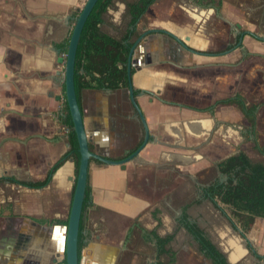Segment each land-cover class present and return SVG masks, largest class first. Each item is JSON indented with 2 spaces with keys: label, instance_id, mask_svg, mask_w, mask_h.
Segmentation results:
<instances>
[{
  "label": "crops",
  "instance_id": "crops-1",
  "mask_svg": "<svg viewBox=\"0 0 264 264\" xmlns=\"http://www.w3.org/2000/svg\"><path fill=\"white\" fill-rule=\"evenodd\" d=\"M80 1L0 0V264H65L77 154L55 47L69 27L52 34ZM114 1L100 28L117 40L131 33L137 44L131 84L150 136L123 166L90 159L81 264H213L184 217L229 264H264V218L244 232L203 195L227 181L222 160L244 152L264 163L255 149L264 146V0H155L134 27L128 15L119 36ZM237 96L256 105L254 126L234 104L213 109ZM77 97L93 153L116 161L141 145L128 87ZM167 236L159 254L157 238Z\"/></svg>",
  "mask_w": 264,
  "mask_h": 264
},
{
  "label": "trees",
  "instance_id": "trees-1",
  "mask_svg": "<svg viewBox=\"0 0 264 264\" xmlns=\"http://www.w3.org/2000/svg\"><path fill=\"white\" fill-rule=\"evenodd\" d=\"M112 1L98 0L82 29L74 67V85L77 95L82 89L114 90L128 87L126 64L132 45L129 43L131 33H127L121 39L117 40L104 33L100 28L103 14L112 4ZM154 1L135 0L128 3L127 12L130 16L129 26L134 27ZM66 47L64 46V49H62L63 52H66ZM226 104L236 105L243 112L248 122L252 126L255 125L256 105H246L244 99L237 96L215 102L213 109L219 105ZM66 113L64 124L71 128L69 140L71 150L77 154L75 162V173L77 175L80 155L68 110H66ZM255 149L264 155V146H260L255 142ZM218 169L220 173L228 177L227 181L225 183H212L203 189V195L210 198L220 210L223 211L224 207H227L230 210L229 221L231 224L234 226L239 224L242 230L246 232L249 230L255 217L264 218V163L253 162L244 152H239L236 155L222 160L218 164ZM89 195L90 189L87 185L83 210L89 201ZM186 219L187 217L183 218L185 228L197 241L199 251L203 252L213 264H229L224 255L204 234L203 230L195 224H191ZM65 225H67V221ZM170 239V236L157 238L159 254L164 252V247ZM81 246L82 234L80 226L78 241L79 257Z\"/></svg>",
  "mask_w": 264,
  "mask_h": 264
},
{
  "label": "water",
  "instance_id": "water-1",
  "mask_svg": "<svg viewBox=\"0 0 264 264\" xmlns=\"http://www.w3.org/2000/svg\"><path fill=\"white\" fill-rule=\"evenodd\" d=\"M98 0H86L80 13L77 17L74 18V25L69 37V41L66 48V53L64 57V90H65V99L68 107V112L72 122V129L76 136L78 144V152L80 155L79 165L77 175L75 177V185L72 195V200L69 208L67 225L65 227V242H64V262L65 264H81V260L78 254V241H79V228L82 217L83 202L87 187L88 179V169L90 159H96L102 163L111 164V165H120L123 166L126 162L132 160L137 156L139 150L144 147V145L149 140V131L145 123L144 116L135 101L134 90L131 84L132 82V68H138L134 65V53L137 44L134 43L129 50L127 58V75H128V92L129 100L136 110L140 121L144 127V137L141 145L134 151L132 154L128 155L122 160H109L104 158L96 153H93L89 149V138L90 135L87 133L84 127L83 117L81 110L79 108V103L77 99V94L75 91L74 85V67H75V58L78 47V42L84 24L91 13L93 7ZM171 37L176 39L173 35ZM177 40V39H176ZM226 178V177H225ZM151 240L156 243L155 239L151 237Z\"/></svg>",
  "mask_w": 264,
  "mask_h": 264
},
{
  "label": "rangeland",
  "instance_id": "rangeland-1",
  "mask_svg": "<svg viewBox=\"0 0 264 264\" xmlns=\"http://www.w3.org/2000/svg\"><path fill=\"white\" fill-rule=\"evenodd\" d=\"M85 1L86 0H81L80 2L76 3L75 5H73L72 7L69 8L68 12H72L75 15L79 14L81 9H82V7H83V5H84V3H85ZM130 1H132V0H115L113 5H112V7L109 8L110 11L112 12V14H119L118 20L120 21V23H119V28L116 31V35L117 36L120 35V33L124 30V27L126 26L127 16H128L126 3L130 2ZM177 9L178 8H176V5H175L174 6V12H176ZM120 11H122V12H120ZM107 17H111V19H113L112 16H110V15L105 16V18H107ZM107 19H109V18H107ZM141 19L143 20V17ZM110 24H111V22H110ZM72 27H73V25H72ZM72 27H71L70 31L72 30ZM203 174L204 173L201 172L197 176H203ZM211 176H213L212 181L216 180L214 178L215 175H213V172L211 173ZM204 178L208 179L209 175L205 174ZM204 178H202L200 181L203 182Z\"/></svg>",
  "mask_w": 264,
  "mask_h": 264
},
{
  "label": "flooded vegetation",
  "instance_id": "flooded-vegetation-1",
  "mask_svg": "<svg viewBox=\"0 0 264 264\" xmlns=\"http://www.w3.org/2000/svg\"><path fill=\"white\" fill-rule=\"evenodd\" d=\"M78 16V14L77 15H75V14H73L72 12H68L67 13V19H64V18H61V21L62 22H60V25L58 24V26L55 28V27H53L54 28V30H53V34H52V36H58L59 38L61 37V36H63L64 35V31H65V29H67V27H69V35H68V38L66 39L67 41L69 40V37H70V34H71V31H70V29H71V27H72V25H74V18L75 17H77ZM53 22H55L54 20H53ZM66 23V24H65ZM68 25V26H67ZM73 28V27H72ZM66 37V36H65ZM67 41H62L61 43V46H59L60 44H58V43H55V44H58V46L57 47H55L54 45V47L57 49V50H60L61 51V49H64V46H67V44H68V42ZM54 44V43H53ZM67 48V47H66ZM65 53L66 52H63L62 51V57L63 58H61L62 60L64 59V57H65Z\"/></svg>",
  "mask_w": 264,
  "mask_h": 264
},
{
  "label": "built area",
  "instance_id": "built-area-1",
  "mask_svg": "<svg viewBox=\"0 0 264 264\" xmlns=\"http://www.w3.org/2000/svg\"><path fill=\"white\" fill-rule=\"evenodd\" d=\"M68 132V129H65Z\"/></svg>",
  "mask_w": 264,
  "mask_h": 264
}]
</instances>
